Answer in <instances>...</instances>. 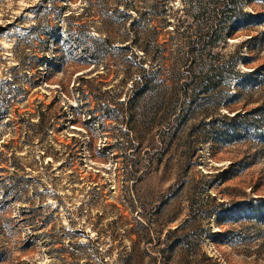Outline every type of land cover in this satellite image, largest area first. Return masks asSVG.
<instances>
[{
    "label": "rangeland",
    "instance_id": "rangeland-1",
    "mask_svg": "<svg viewBox=\"0 0 264 264\" xmlns=\"http://www.w3.org/2000/svg\"><path fill=\"white\" fill-rule=\"evenodd\" d=\"M224 1L0 0V264H264V0L203 47Z\"/></svg>",
    "mask_w": 264,
    "mask_h": 264
},
{
    "label": "trees",
    "instance_id": "trees-1",
    "mask_svg": "<svg viewBox=\"0 0 264 264\" xmlns=\"http://www.w3.org/2000/svg\"><path fill=\"white\" fill-rule=\"evenodd\" d=\"M223 5H226V6H223L224 9L222 8L221 11L218 10L219 17L217 19H219V18L220 19H219V21H216L210 25V30H208L209 40H208V42H203V44H202L203 47H208V46L209 47L210 46L215 47V44L217 42L221 41L222 39H225L226 34H227L226 30H227L229 23L233 20H236V18H238L240 16V14L245 15L246 17L253 15V14H250V13L244 11L243 3L241 0H225ZM254 17H256V16H254ZM133 23H135V24L137 23L135 19L132 20V24ZM105 41H108L110 43L112 42L111 39H109V38H106ZM126 46L128 47L129 44H126ZM144 52L147 54L149 53L148 50H146V49H144ZM190 53L192 55H190L188 59H195L193 57H196V58L202 57L201 53H196V50L193 49V47H191ZM193 54H195V55H193ZM137 57H138V59L140 58L139 63L142 67L141 69L143 70V74H142V76H140L139 80L137 81V84H139V86H138L139 88H138V92L136 93V95L138 97H140L141 99L146 98V97L149 98V100L152 102V104H153L154 108H156V110L157 109L159 110V108L161 109L162 107L163 108L167 107L168 112H171L172 111L171 106H173V105H171L170 99L169 100L166 99L165 91H164V85L162 83H160L159 80L154 76V74L149 71V67L147 65V62H145V57L142 55L141 56L138 55ZM203 60L205 62L204 58H202V61H200V62L197 59H195L194 65L202 67L203 66ZM212 70H214V68L208 69L207 73L204 71V69L200 70L202 73L205 74L201 78L205 82L204 94L205 93L208 94L209 90L211 91L212 89H215L218 86L219 81L215 80L213 78V76L210 75ZM192 97H193V99L197 98L194 94L192 95ZM193 99L191 98L190 102L188 103L189 105L194 103L195 99L194 100ZM168 104H170V105L167 106ZM182 115L184 116L185 120H187L188 117H190L189 116L190 114H188V113L182 114ZM122 264H129V263L127 262V263H122Z\"/></svg>",
    "mask_w": 264,
    "mask_h": 264
}]
</instances>
